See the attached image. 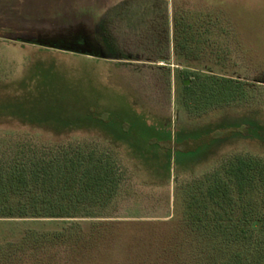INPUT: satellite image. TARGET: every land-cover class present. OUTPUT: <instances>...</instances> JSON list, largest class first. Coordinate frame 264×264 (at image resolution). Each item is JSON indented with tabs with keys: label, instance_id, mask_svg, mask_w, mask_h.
Instances as JSON below:
<instances>
[{
	"label": "rangeland",
	"instance_id": "rangeland-1",
	"mask_svg": "<svg viewBox=\"0 0 264 264\" xmlns=\"http://www.w3.org/2000/svg\"><path fill=\"white\" fill-rule=\"evenodd\" d=\"M207 11L205 58L157 64L125 44L124 60L100 61L75 44L0 42V161L103 164L117 185L107 203L97 196L66 218H0V264H150L146 256L183 228L181 264H264L260 189L240 196L230 183L232 212L202 215L237 219V242L184 221L225 177L217 166L237 155L264 162V0ZM102 221L120 225L106 243L89 242Z\"/></svg>",
	"mask_w": 264,
	"mask_h": 264
},
{
	"label": "crops",
	"instance_id": "crops-1",
	"mask_svg": "<svg viewBox=\"0 0 264 264\" xmlns=\"http://www.w3.org/2000/svg\"><path fill=\"white\" fill-rule=\"evenodd\" d=\"M226 2L237 5V0H0V42L75 44L80 55L89 57L82 49L91 50L100 61L124 60L125 44L137 45L138 58L157 64L205 58L211 26L205 12ZM53 47L59 49L48 48Z\"/></svg>",
	"mask_w": 264,
	"mask_h": 264
},
{
	"label": "trees",
	"instance_id": "trees-1",
	"mask_svg": "<svg viewBox=\"0 0 264 264\" xmlns=\"http://www.w3.org/2000/svg\"><path fill=\"white\" fill-rule=\"evenodd\" d=\"M187 90L192 91L189 86ZM231 160L227 166L215 167L216 172L223 171L225 177H217L207 189L205 198L194 199L193 204L187 206L184 216L187 229L190 226L198 228L200 232L212 231L213 234L220 231L221 241L226 243L237 242L238 234H244L241 229H237V219L222 217L221 214H215L213 219L203 217L206 209L216 211L215 209L228 208L232 212L235 204L229 197L230 183L237 186V194L240 196L247 195L248 190L254 188L260 189L264 196V162L242 155L234 156ZM112 171L111 166L103 164L62 166L38 163L27 166L24 163L0 161V218H66L78 207L98 203L97 196L115 193L117 185L114 183ZM255 182L258 183L257 186L253 184ZM107 198L109 196L102 200L107 203ZM118 225L120 224L109 221L97 223L90 234L89 242L96 240L99 244L106 243L110 240L112 228ZM185 231L184 228L172 230L169 236L160 241L157 255L150 252L146 256L145 259L149 260L146 263L181 264L178 261L177 240ZM223 264H237V261Z\"/></svg>",
	"mask_w": 264,
	"mask_h": 264
}]
</instances>
